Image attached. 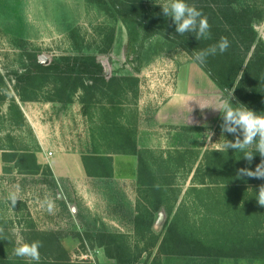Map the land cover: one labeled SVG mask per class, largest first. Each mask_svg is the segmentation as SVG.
Returning <instances> with one entry per match:
<instances>
[{
  "label": "rangeland",
  "instance_id": "1",
  "mask_svg": "<svg viewBox=\"0 0 264 264\" xmlns=\"http://www.w3.org/2000/svg\"><path fill=\"white\" fill-rule=\"evenodd\" d=\"M103 1L0 0V264H37L13 254L17 239L42 242L38 264H199L159 249L169 222L209 246L230 241L234 217L247 220L246 233L258 230L252 214L259 209L251 214L247 205L255 183L238 177L241 188L232 191L227 163L242 153L222 148L224 138L235 140L222 136L215 109L225 94L174 40L154 36L137 53L126 46L127 26ZM139 1L150 19L164 16L166 0ZM235 9L248 14L264 46V0H237ZM28 53L40 65L95 55L108 86L61 95L50 78L17 85ZM176 84L189 97L178 106V125H166L156 113ZM26 154L36 167L21 162L31 161ZM64 154L77 155L83 173L58 181L49 161L58 174L75 172ZM17 189L12 208L5 197ZM45 196L54 199V214L40 207ZM98 235L112 237L122 263L106 256ZM62 241L69 250L59 249Z\"/></svg>",
  "mask_w": 264,
  "mask_h": 264
},
{
  "label": "trees",
  "instance_id": "2",
  "mask_svg": "<svg viewBox=\"0 0 264 264\" xmlns=\"http://www.w3.org/2000/svg\"><path fill=\"white\" fill-rule=\"evenodd\" d=\"M104 1L113 17L127 26L126 46H136L134 50L136 53L142 49L147 40L158 35L174 40L191 54L193 51L206 49L216 44L221 37H227L230 47L226 52L207 57L205 64L196 62L225 95V89L233 91V104L239 102L257 113H264V46L257 40L248 14L235 9L237 0H185L189 5H194L208 19L211 35L209 39L201 40H197L194 33L183 35L176 33L171 17L160 16L150 19L145 15L139 0ZM26 58L28 64L24 71L21 74H14L15 82L20 86H27L36 78H50L59 83V92L65 95L66 92L85 90L86 87L92 89L106 87L109 83L105 80L103 68L97 62L95 55L61 56L52 59L47 65L38 64L29 53L26 54ZM26 156L31 161H28L25 156H20L21 162L23 164L30 162L29 166L36 167L35 158L28 154ZM261 159L259 153H256L251 165L247 163L243 155L239 160L228 161V171L234 185L232 191H238L241 188L235 186L239 184L238 169L249 167L255 170ZM47 170L49 171L48 168ZM252 179L254 178L247 179L249 183H255L253 192L248 194L247 205H249L248 212L251 214L252 211L259 209L252 214V217L256 218L255 223L258 222L259 230L260 226L264 225V207L257 203L256 186L264 184V180L256 179L257 182H254ZM237 204L236 201L235 205ZM231 219H233L232 238L224 245H205L199 239L185 236L177 230L173 222H169L159 249L165 250L167 255L199 264H218L219 260L224 258L264 260V232L255 230L252 234H248L244 231L246 219L242 223L238 217ZM98 237L106 247L104 250L106 256L122 263V252L114 247L112 237L109 235H98Z\"/></svg>",
  "mask_w": 264,
  "mask_h": 264
},
{
  "label": "clouds",
  "instance_id": "3",
  "mask_svg": "<svg viewBox=\"0 0 264 264\" xmlns=\"http://www.w3.org/2000/svg\"><path fill=\"white\" fill-rule=\"evenodd\" d=\"M161 6L163 15L172 18L175 32L179 35L194 33L197 40L210 38L208 19L194 5H189L185 0H166ZM229 47L230 41L227 37H221L216 44L210 45L206 49L193 51L192 55L195 61L205 64L207 57L215 56L217 53L223 54ZM225 93L226 95L220 99L219 107L215 109L221 113L222 136L223 133L232 134L235 136V140L230 141L224 138L222 148L226 151L231 149L242 153L249 165H251L255 154L259 153L262 159L256 165L255 170L249 167L240 168L237 175L264 180V113H257L239 102L233 104V91L225 89ZM211 136L212 133L209 132L206 139L210 140ZM5 199L14 208L17 201L21 199L19 189L9 191ZM256 200L259 206L264 207V184L259 186ZM40 207L49 214H54L56 210L55 201L49 196H45L40 201ZM3 232L4 229L0 228V234ZM41 247V241L28 243L17 239V246L14 248L13 254L17 257L28 258L38 264Z\"/></svg>",
  "mask_w": 264,
  "mask_h": 264
},
{
  "label": "crops",
  "instance_id": "4",
  "mask_svg": "<svg viewBox=\"0 0 264 264\" xmlns=\"http://www.w3.org/2000/svg\"><path fill=\"white\" fill-rule=\"evenodd\" d=\"M177 85L178 84H176L174 87L171 88V90H169V92H168V94L166 96L167 97V101L161 107L158 108L157 113H156V117L158 119H162L161 122L163 124H166V125H170V124L178 125V106H182V102L181 101L185 100L187 98V96L189 97V95H185V96H181L180 94L178 95ZM178 96L181 97V98L178 99ZM191 102H192L191 107L195 106L193 104L192 99H190V103ZM57 156L60 157L62 155H57ZM66 156L69 157V158H65ZM76 156L77 155H74V154H71V155L70 154H64L63 155V159L67 160L68 162H70L72 159L74 160L75 172H73V173H67L66 171H63L62 174H58V171H59L58 164L57 165L56 164L53 165L50 161H49V165L48 166L46 165V166L49 169V171L53 173L54 177L58 181L63 180L62 178H69L70 180H72L71 177L75 178V176H78L79 174L83 173L82 172L83 171L82 170V165L80 163V159H78ZM60 158H62V157H60ZM56 170H57V173H56ZM72 174H75V176L74 175L72 176ZM56 185L59 188H61L59 184H55V186ZM43 210H45V209H43ZM59 245H61V246H59ZM55 246H57V245H55ZM42 247L40 249H42ZM58 247H59V249H61V247H62V248H65V249L69 250L68 247L64 246V242L63 241L60 244L58 243ZM45 248H46V250H50L51 246L47 245ZM69 264H72V263L69 262ZM77 264H90V263L79 262Z\"/></svg>",
  "mask_w": 264,
  "mask_h": 264
}]
</instances>
